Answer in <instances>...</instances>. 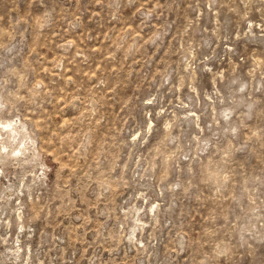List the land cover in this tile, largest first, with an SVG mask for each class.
I'll return each mask as SVG.
<instances>
[{
    "label": "rangeland",
    "instance_id": "1",
    "mask_svg": "<svg viewBox=\"0 0 264 264\" xmlns=\"http://www.w3.org/2000/svg\"><path fill=\"white\" fill-rule=\"evenodd\" d=\"M0 264H264V0H0Z\"/></svg>",
    "mask_w": 264,
    "mask_h": 264
}]
</instances>
